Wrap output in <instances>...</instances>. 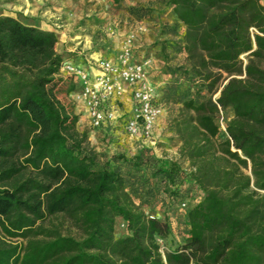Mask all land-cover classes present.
Returning a JSON list of instances; mask_svg holds the SVG:
<instances>
[{
    "label": "trees",
    "instance_id": "16d2710c",
    "mask_svg": "<svg viewBox=\"0 0 264 264\" xmlns=\"http://www.w3.org/2000/svg\"><path fill=\"white\" fill-rule=\"evenodd\" d=\"M165 6L174 22L166 30L183 29L185 64L167 68L160 93L178 106L173 126L188 174L148 147L101 161L72 103L53 93L59 83L69 95L78 88L60 73L55 33L0 17V264H264V5ZM154 203L181 212L172 248L168 219L145 210ZM58 217L77 236L63 234Z\"/></svg>",
    "mask_w": 264,
    "mask_h": 264
},
{
    "label": "rangeland",
    "instance_id": "374dc122",
    "mask_svg": "<svg viewBox=\"0 0 264 264\" xmlns=\"http://www.w3.org/2000/svg\"><path fill=\"white\" fill-rule=\"evenodd\" d=\"M47 2L48 4L50 3L49 1ZM106 10L115 17L114 19L111 18L109 26L113 21L119 22L116 29L119 30V34L121 35L120 38L122 39L130 29L137 26L145 28L146 32L138 35V38L134 43L133 60L135 62H147V78L154 91V102L159 105L162 110V115L154 134L155 144L152 152L158 158L177 160L184 172L188 174L189 164L179 156L178 150L180 143L173 126V120L175 116H177L178 106L161 99L162 95L160 93L161 89L170 78L167 68H176L185 64L184 53L180 49H177L181 46L183 29L180 26L175 27L176 34H172L166 30L173 27L174 22L169 8L165 6V0H129L120 3L117 7L112 5L107 6ZM95 36H97V41H100L103 38V41L106 43L107 41L110 42V38L112 37L110 35H102L101 37L98 31ZM58 42L57 38L56 44ZM164 43H166V45ZM63 55L65 54L62 53L60 56ZM52 90L55 97L67 109H71L72 103L74 106V110H72L76 114V106L72 100L74 92L69 95L65 86L60 83ZM216 96L217 95L213 97L215 98ZM110 107L117 116L115 122L111 125L100 129H93L90 126L89 128L81 130L78 129L77 124L78 131L86 135V147L98 154L101 161H104L105 158L111 154L131 157L136 154L140 148L145 147L142 139L135 140L126 133L125 124L129 117L123 112V104L120 103V101H116L115 103H111ZM230 116L231 113L229 111H226L223 114L224 119H228ZM101 129H105V132ZM188 181V179H185L187 184ZM187 184L184 185L185 188H188V186L192 187L187 193V196L191 197L195 202L199 201L202 196L200 192L194 186ZM145 210L152 215L161 218L165 216L168 219L172 228V238L169 240V245L167 244L165 246L172 248L179 244V233L182 229V217L177 205L174 203L165 207L160 206L159 203H154L147 205ZM53 222L56 224H62L60 229L63 234L77 236V231L63 218L58 217L53 220ZM124 234L123 225L117 224L115 226V235L122 236ZM16 242L19 243L20 240ZM161 244L166 250L164 244L162 242Z\"/></svg>",
    "mask_w": 264,
    "mask_h": 264
},
{
    "label": "built area",
    "instance_id": "2783aa9c",
    "mask_svg": "<svg viewBox=\"0 0 264 264\" xmlns=\"http://www.w3.org/2000/svg\"><path fill=\"white\" fill-rule=\"evenodd\" d=\"M119 22L113 21L108 34L114 36ZM145 28L137 26L130 29L121 40L114 58L95 60L97 74L90 77L86 71L72 64L63 63L62 75L73 77L78 88L72 99L77 107L82 105L93 129L107 127L115 122L117 116L110 104L119 102L129 91L132 98L131 113L125 124L128 136L142 139L145 147L153 149L156 126L162 115L159 105L154 102V91L147 78V62L133 60L134 43ZM184 208L185 204H181ZM159 243V252L163 258L166 251Z\"/></svg>",
    "mask_w": 264,
    "mask_h": 264
},
{
    "label": "crops",
    "instance_id": "0c3cea01",
    "mask_svg": "<svg viewBox=\"0 0 264 264\" xmlns=\"http://www.w3.org/2000/svg\"><path fill=\"white\" fill-rule=\"evenodd\" d=\"M260 1L264 5V0ZM110 5L104 0H0V17H11L26 26L55 33L59 41L55 52L65 54L61 56L62 62L83 69L92 77L97 74L95 60L114 58L122 40L117 29L110 38L111 43H106L103 38L96 40L97 31L101 37L109 36V24L111 18H115L106 10ZM74 96L75 93L72 99ZM120 103L129 117L133 104L129 91L121 97ZM76 114L78 129L89 128V118L82 105L76 107ZM101 130L105 132V129Z\"/></svg>",
    "mask_w": 264,
    "mask_h": 264
}]
</instances>
